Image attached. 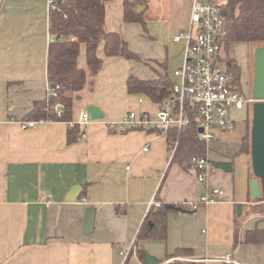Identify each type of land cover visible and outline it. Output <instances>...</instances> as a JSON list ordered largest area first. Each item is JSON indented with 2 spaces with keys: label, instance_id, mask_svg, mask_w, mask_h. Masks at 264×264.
Listing matches in <instances>:
<instances>
[{
  "label": "crops",
  "instance_id": "0c3cea01",
  "mask_svg": "<svg viewBox=\"0 0 264 264\" xmlns=\"http://www.w3.org/2000/svg\"><path fill=\"white\" fill-rule=\"evenodd\" d=\"M104 6L106 31L120 34L148 63L107 58L100 44L97 56L102 62L91 74L81 45L77 66L88 79L72 103L70 122L76 124L87 106L99 108L104 117L80 126L84 136L67 144L70 122L28 118L34 102L49 93L47 0H0V264H123L120 252H128L125 264H166L172 259L165 256L178 248L192 250L191 256L178 260L198 264H264V242L244 241L247 232L264 230V200L250 196V154L238 153L247 131L244 110L231 113L233 131H215L205 152L210 163L205 183H199L191 169L169 163L166 139L156 133L108 129L107 123L129 111H152L145 96L127 94L126 79L150 80L164 72L170 78L169 68L175 61L181 66L185 46L173 41L178 48L174 54L170 41L149 35L147 24L143 28L124 23L123 0ZM190 8L191 0H173L164 20L172 37L187 29ZM241 60L243 64L235 61L241 71L244 66L247 70V57ZM133 96H138L136 103L130 100ZM21 120L36 125L23 130ZM217 162H229L230 172L216 169ZM74 185L80 186V193L76 200L66 201ZM209 188L223 195L216 202L199 204ZM153 200L197 208L167 215L165 241L135 245ZM89 209L95 210L94 226L85 235Z\"/></svg>",
  "mask_w": 264,
  "mask_h": 264
},
{
  "label": "trees",
  "instance_id": "16d2710c",
  "mask_svg": "<svg viewBox=\"0 0 264 264\" xmlns=\"http://www.w3.org/2000/svg\"><path fill=\"white\" fill-rule=\"evenodd\" d=\"M112 0H55L53 8L48 10L49 36L55 40L49 41L47 48V81L50 90L56 94L48 95L42 101L33 104L28 118L35 121H60L69 123L72 116V103L80 95L87 84V74L77 66L80 46H84V56L87 69L94 74L102 60L97 56V49L102 45L104 56L119 57L147 65L133 53L123 37L116 32H107L104 25L105 3ZM146 4V0H137ZM144 14L134 12L133 0H123L122 20L124 23H137L145 28ZM224 18L226 22L225 58L227 70L239 80L242 71L238 63L228 55L231 44L247 46H264V0H225ZM172 82L166 72L157 73L155 79H140L129 76L125 87L129 95H143L153 103H159L171 93ZM59 108V110H57ZM247 125L246 135L238 147V153L250 154L249 108L244 109ZM197 120L178 131L170 129L166 142L170 149L175 141L177 148L171 163L183 169H189L192 157H204L206 148L200 140L197 131ZM82 135V129L74 124L66 134L67 144L75 143ZM257 198L255 201H263ZM158 203V202H157ZM153 206L142 221L136 235L135 245L144 240L165 241L167 237V215L169 213H192L186 205L158 203ZM246 243L264 242V230L254 229L245 234ZM138 255L143 258V252ZM192 255V250L178 248L172 254H167L166 264H198L190 260H178ZM161 263V262H160Z\"/></svg>",
  "mask_w": 264,
  "mask_h": 264
},
{
  "label": "built area",
  "instance_id": "2783aa9c",
  "mask_svg": "<svg viewBox=\"0 0 264 264\" xmlns=\"http://www.w3.org/2000/svg\"><path fill=\"white\" fill-rule=\"evenodd\" d=\"M54 1L47 0L49 9L53 8ZM224 4L225 0H191L188 27L173 37L174 42L183 41L185 46L182 64L173 72L178 83H172L170 95L158 103L155 119L145 111H129L120 120L107 123L108 129L114 132H154L158 138L167 139L170 129L180 131L194 118L197 120V134L206 150L215 138V131L231 132L235 129L236 122L231 113L245 108L252 110L255 100L249 94L246 82L241 78L237 80L227 70L223 55L226 36ZM48 91V95L55 96L56 93L50 88ZM90 120L89 113L82 111L76 124L84 126ZM18 124L23 130L36 125L34 121L23 120L18 121ZM74 124L70 122L69 126ZM177 144L175 141L169 149V163ZM188 165L195 172L197 181L205 183L210 169L206 157H192ZM222 195V190L209 188L208 193L200 198L199 204L216 202ZM158 205L153 200L148 211ZM187 206L192 211L197 208V204ZM120 255L125 262L128 252H120Z\"/></svg>",
  "mask_w": 264,
  "mask_h": 264
},
{
  "label": "water",
  "instance_id": "95a60500",
  "mask_svg": "<svg viewBox=\"0 0 264 264\" xmlns=\"http://www.w3.org/2000/svg\"><path fill=\"white\" fill-rule=\"evenodd\" d=\"M134 12L141 14L145 6L138 1L133 3ZM52 37L51 40H55ZM251 96L255 100L251 110L250 126V163L253 179L250 181V196L253 199H264V46H258L253 53V79ZM76 99H79L77 97ZM59 110V108H57ZM86 112L89 113L92 121L101 120L104 117L103 112L94 106H87ZM202 132L201 129L198 130ZM215 168L230 172L231 164L229 162H217ZM80 186L74 185L66 196V201H74L80 193ZM166 208H173L172 205H165ZM242 206H236L237 216L241 214ZM95 210L89 209L86 212L83 223V234H90L93 231Z\"/></svg>",
  "mask_w": 264,
  "mask_h": 264
},
{
  "label": "rangeland",
  "instance_id": "374dc122",
  "mask_svg": "<svg viewBox=\"0 0 264 264\" xmlns=\"http://www.w3.org/2000/svg\"><path fill=\"white\" fill-rule=\"evenodd\" d=\"M173 0H146L147 9L144 12V20L148 27V33L151 37L158 39L159 41H164L167 39L170 41V48L171 51H174V54H177L178 48L176 43L173 42L172 33L168 32V21L167 15L168 11L171 9ZM144 5V4H142ZM165 16V17H164ZM175 48V50H173ZM256 48V45H244V44H231L228 46V55L230 58L236 60L237 62H241L243 58L247 57V70L244 67H242V74L244 76V82H246V87L248 89L249 94H251L252 89V79H253V53ZM226 54L225 50L223 51V55ZM176 56V55H174ZM240 63V64H241ZM243 64V63H242ZM177 66V67H176ZM179 64L175 62L172 63V68H169L170 71V79L173 83H178V80L172 75L173 67L179 68ZM245 71L247 73L245 74ZM138 99V96H133L130 100L134 101L136 103ZM145 104H147L149 107H151V113L150 117L154 120L155 119V113L157 111V105L150 100L144 99ZM136 105V104H135ZM137 109V108H135ZM138 112V110H135ZM249 119L251 120V109L249 110ZM218 155V153H216Z\"/></svg>",
  "mask_w": 264,
  "mask_h": 264
}]
</instances>
